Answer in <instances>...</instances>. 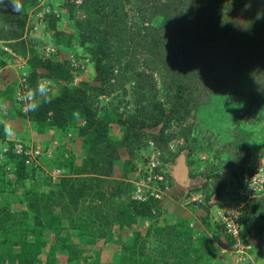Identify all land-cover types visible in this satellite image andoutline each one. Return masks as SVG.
<instances>
[{
	"label": "trees",
	"instance_id": "1",
	"mask_svg": "<svg viewBox=\"0 0 264 264\" xmlns=\"http://www.w3.org/2000/svg\"><path fill=\"white\" fill-rule=\"evenodd\" d=\"M52 1L62 5L69 13L75 8L82 13V17L74 18V28L76 30L74 36L77 39V47H80L79 56L70 54L69 56H61L60 59L53 55L48 57L51 54L47 58L42 57V53L40 55L37 48L38 44H34V40H30L27 35L28 32H26V29L24 30L28 11L39 4L38 0H21L23 10L19 13L9 11L8 9L0 10V22L8 27L6 28L5 35L0 33V41L18 55L25 56L28 54V82L31 87H35L37 81L42 78H48L59 84L58 93L54 95L51 103L42 104L36 112H26L28 120L42 125L48 124L60 129H66L76 119L83 121L80 127H76L78 128V133L86 137L80 139L87 143L88 149L79 159V164L72 159V155L67 156V158L61 156V159L57 160L56 168L54 169L62 171L64 175L57 179L60 191L58 195L52 196V199L58 197L67 203L65 207L66 214L68 209L76 210L77 205L82 200L90 197L92 200H96L97 207L90 220L82 223L71 222L70 229L78 231L85 228L87 231L92 232L95 229L94 226L98 228L99 225L102 229L113 226L119 232L124 231L126 238L131 233L133 237L123 244L122 252L124 251V253L121 255V264H159L158 261L162 259L159 257H161L162 253L171 248L172 250L169 252L171 264H201L203 258L205 261H208L206 259H209V256L206 251L204 253L207 256L198 249L194 250L191 246L184 243H179L178 245L176 243H166L164 251L161 252V248L156 249L155 253L158 254L153 253L151 256L143 252L145 238L150 234L159 238L161 232L166 236L176 233V231H170L174 230L171 225L162 226L159 224L160 217L164 213L161 203L171 190L168 172L165 166L162 165L161 173L167 189H164L162 184H160L159 187L163 189L164 193L160 199L149 197L144 202L131 199L133 186L128 181H122L121 178L127 177L133 172L139 158L128 159L124 166V160L122 162V154L120 152V143L111 138L112 124L105 119V116L99 112L98 107L91 102V93H94L96 96L103 88L93 87L92 92L90 84L80 81L79 75H83L87 71V68L91 66V70L95 73L94 80L98 81L99 84L111 88L116 86L121 87L124 71L128 63L133 61L135 57L143 55L145 62L149 60L157 61L163 69L164 74L162 75H165L164 78L166 79L171 76L176 83V85H170L171 98L173 100L170 105V115L175 117L181 110V104L186 103V101L190 103V100L184 99H188L189 92L192 89H196L197 87L198 92L204 91L210 93L208 86L206 89L202 88V85L207 80V75L200 76L202 71L197 65L198 62L216 61L218 65L222 63V60L225 62L233 61L234 65L243 62L245 65L253 66L254 74L257 76L259 83L262 84L256 90L252 89V91L247 92L246 100L250 104L260 101L264 98V68L260 66V63H264L262 62L264 59V50L262 49L264 41L261 46L259 45L261 40L252 42V39L249 40V33L250 31L264 30V18H262L264 17V9H262V12L254 11L253 8L257 5V0H77L79 2L77 6L74 4L76 0H45L43 1L44 4L41 5L44 12L49 5L54 6ZM98 1H101L103 5L99 7ZM207 4H211L214 11L220 9L219 7H223L228 12L241 13L247 17L249 24L245 28V31L234 25L232 21L233 17H230L229 20L225 19L226 21L224 22L213 23V15L206 16L202 14L205 12L204 5ZM145 16L148 20L149 18L152 19V17L159 18L160 24L157 27H144L142 22ZM44 19L47 22V32L54 31L55 44H63L68 49L72 48L73 44L69 36H66L64 41L63 39L61 40L65 34L56 30V17L53 14L46 13ZM22 35L29 42L28 45L24 43ZM230 36H233V38ZM241 40L240 50L237 51V45ZM180 42L184 44L182 51L181 48L178 49L179 53L182 54L180 58V61L183 62L182 66L174 64L171 60H167L170 54L167 47L169 45L173 47L179 46ZM256 47H258V50H256ZM234 48L236 52L232 60L231 54L234 52ZM225 53L228 54V57L225 56ZM86 57H89L90 63L86 60ZM114 67H116V71ZM73 81H76V84L72 85ZM195 83L196 87H194ZM136 88L138 87L136 86ZM149 89L147 93L155 92L154 85ZM144 102L145 97L142 94L137 95L134 98V110L127 118L126 123H121L122 125H126L123 144L126 147L129 145L139 146L142 138L146 143L152 142L155 149L159 151L162 162V151H164L166 138H169V134L164 136L165 126H168V123L162 122L163 119L161 118L163 116H157V114L162 115L163 111L161 109L156 110L158 107L156 104L152 103L149 105ZM231 104L235 105L234 102H231ZM185 108L183 107V109ZM147 120L149 123L145 127L144 121ZM160 123L161 127L159 131H155L154 133H147L145 131L154 126V124L158 125ZM169 126L171 127L172 125L169 124ZM143 127H145V130L142 132L141 129ZM246 135V130L231 135L230 138L233 139L227 145V152H229L228 160H225L224 163V167L237 180V190L245 186L242 181L244 173L251 171L248 166L245 168V165L243 166L244 163L248 165L249 161V154L247 156L245 154V145H247L245 142ZM144 140L142 146H145ZM75 141H77L76 138L74 139ZM12 149L13 152L10 150L8 159L14 162V170L3 169L0 172L2 174H13L15 183L20 184V182H24L25 179H29L34 174L33 171L31 175H29L30 173H25V168L33 167L25 165V156L16 153L14 146ZM196 151L194 150V152ZM205 151H209V149ZM210 153L212 158L215 157L213 151ZM115 162L116 166L123 165L119 177L118 175L116 177V186H109L111 187L109 190L100 189V181L97 180L98 182H96L95 179L100 176H109ZM37 169H39V164L33 168L35 171ZM86 173L93 174L95 177L89 179L80 178L82 174ZM210 179L211 181L204 183L201 188L183 193V201L188 205V195L190 193H199V190H201L200 192L205 197L203 204L214 194L220 198L222 191L220 192L218 189L221 187L223 191H227L224 179L214 177V182H212V178ZM209 182L211 183L208 184ZM206 186L208 189H204ZM24 193V198L28 203L26 208L34 214L35 221L33 224L39 227L43 226L41 216L56 210L58 208L57 202L50 200L52 205L46 207L45 204L49 202L47 199L51 198H42L43 201L45 200L42 203L37 197L36 192L30 188L26 189ZM230 194H223L224 197H221L223 200H228L226 202L228 203L227 207L235 206L239 202L243 203L238 218L239 237L243 243L252 246L250 239L259 238L264 232V194L250 198L241 196L236 191H234V194ZM100 206L101 209H99ZM102 207L104 210L105 207H108L110 213L108 209V211H103ZM59 208L62 212L63 209L60 206ZM31 212L22 213L24 219ZM1 214L0 210V216ZM6 214H8L7 211H5ZM142 220L149 221V225L143 234L144 237L141 236L140 229L137 226L138 222ZM10 224H12L11 221H3L0 218V230ZM25 225H27L26 229ZM90 225L93 227H90ZM23 228V230L28 232L30 230V223L24 221ZM220 231L224 235L223 231ZM224 236L227 238L226 235ZM227 240L230 243L228 238ZM57 241L62 242L61 239ZM64 243H67L69 246V239H66ZM134 247H137L139 251L137 249V253L128 255V248ZM19 254L22 256V259L19 258V255H13L18 264H30L35 258L36 252L27 250ZM72 258L74 260L77 259L76 256H72ZM161 264H170V260H162Z\"/></svg>",
	"mask_w": 264,
	"mask_h": 264
},
{
	"label": "rangeland",
	"instance_id": "2",
	"mask_svg": "<svg viewBox=\"0 0 264 264\" xmlns=\"http://www.w3.org/2000/svg\"><path fill=\"white\" fill-rule=\"evenodd\" d=\"M39 4L35 5L33 8H31L28 11V16L26 19L25 28L27 25L29 29H31L32 32H28V38L30 40H34V44H38V51L40 52V55L42 53V57L48 56V54H51L50 56H56V58H60L61 56H69L70 54L78 55L80 54V47H77V39L75 33V26H74V18H80L82 17V13L77 8L73 9L71 13L67 12L65 8L60 5L56 4L52 1L54 6H48L45 12L41 8V5L44 4L43 1L45 0H38ZM211 1V0H209ZM206 1V2H209ZM234 1V0H229ZM79 2L77 0L74 2V4L77 6ZM262 4V5H261ZM102 2L98 1V6H102ZM258 5V6H257ZM257 5L253 8L255 12H262V9H264V0H257ZM205 6V12L202 13L206 16H212L214 17L213 23H220L226 21L225 19L229 20L230 17L232 18V21L234 25L237 28L244 29L249 24V20L247 17L242 15L241 13H232L228 12L227 9L223 7H219L220 9L214 11L213 6L211 4L204 5ZM37 9V10H36ZM9 11L11 10V7L8 8ZM13 12V11H12ZM48 13L50 15H54L57 19V29L60 33L65 34L62 36L61 40L66 38V36H69V39H71L72 48H66L63 44H55V34L53 32H47L46 25L47 22L44 19L45 14ZM144 27L149 26H155L157 27L160 24L159 18H153L149 20L145 18L142 22ZM6 25H3V23L0 22V33L5 35L6 31ZM28 29V30H29ZM231 35V34H230ZM233 38V36H230ZM22 39L25 44H29V42L26 40V38ZM252 39V42L259 41V45L261 46L264 41V30H255L250 31L249 33V40ZM230 40V38H229ZM36 41V42H35ZM1 42V41H0ZM11 42V41H8ZM7 42V43H8ZM223 42V41H222ZM226 42V41H225ZM227 43V42H226ZM242 43V40L237 45L238 50H240V44ZM222 44V43H220ZM236 45V43L234 42ZM26 45V46H27ZM234 45V47H235ZM77 48H76V47ZM184 44L180 42L179 46H171L169 45L167 47L168 52L170 51V54L167 57V60H171L174 64H178L179 66H182L183 62L180 61V58L182 57L181 53H179V50L181 48V51L183 50ZM10 49V48H8ZM48 49V51H46ZM262 49L264 50V46H262ZM11 50V49H10ZM173 50V52H172ZM256 50H258V47H256ZM11 54L6 53L7 55H4L3 59H0V65L5 66H13L15 68H21L25 67V63L27 64L28 60V54L25 56L18 55L12 50L10 51ZM236 49L234 48V52L232 55L235 57ZM4 54V53H3ZM67 54V55H66ZM234 55V56H233ZM225 56L228 57V54L225 53ZM47 58V57H46ZM55 58V59H56ZM90 63L89 57H86ZM264 58V57H263ZM59 59V60H60ZM62 61V60H61ZM124 61V60H123ZM121 61V62H123ZM227 61V60H226ZM233 61H223L220 65L214 62H198V66L200 67V70L202 73L200 76L207 75V80L205 81L204 85H202V88L206 89L208 86L210 89L209 92L200 91L198 92V89L196 87V83L194 87L196 89H192L189 92L188 99L184 100H190V103L186 101L184 104H181L180 108L181 110L173 117V115H170V105L173 102L171 95L172 92L170 91V85H176L175 81L171 76L169 78H164L165 75L163 73V69L161 68V65L157 61H146L143 55H139L135 57V59L128 63V66L126 70L124 71V76L122 77V86L121 87H107L106 85L99 84L98 81L94 80V74L93 70L91 74V81L87 82L91 86V91L93 90V87L103 88L101 92H98V94L95 96L94 93H91L92 96L91 102L95 106L98 107V110L101 114L105 116V119L110 121V124H112L113 128H116L115 132L111 133V138H113L115 141L119 142L120 144V152L122 154V162L125 166V163L128 159H133L136 157V159L144 158L145 154H149L150 148L147 145L146 141L142 138L139 146H125L123 144V135L126 133V125H122L121 123H126L128 120L127 118L131 115L132 111L135 108L134 98L142 94L145 97V102L149 105L156 104L158 107L156 110L161 109L163 111V114H157V116H163L161 119L162 122L164 121L165 124L168 123V126H165L164 130V136L169 134L170 141L173 143L172 150H176L177 147L182 146L183 149H186L188 152H192L194 150L196 151L195 156L199 155L200 157L203 155L201 153H208L206 155V159H201L198 157L200 162H203L204 164L208 162V160L211 158V153H215V160H214V167H217L215 170H217L216 173H219L217 175H210L212 177V182H214L215 178H222L225 181V187H227V191H223L221 187L218 189L222 193L220 196L224 197L225 195H231L230 193L234 194V191L237 190L236 184L237 180L236 178L229 176V171L227 168L224 167L225 160H228V154L227 152V145L230 141H232L233 138H230L231 135L236 134L240 131L246 130L247 135L245 136V142L247 145H245L246 149V156L248 155V164L253 166L254 164H259V156H261L262 151L264 150V98L260 101H256L254 103H248L246 100V94L247 92L252 91V89H255L262 84L259 83L257 76L254 74L255 71H253L252 65H245L243 62L240 64L234 65L232 63ZM264 62V59L262 60ZM172 63V64H173ZM211 65V66H210ZM250 66V67H249ZM260 66L264 68V63H260ZM258 67V65H257ZM124 68V67H123ZM161 68V69H160ZM5 69V68H4ZM116 67H114V70ZM160 69V70H159ZM255 69V68H254ZM28 70V68H27ZM89 71H85L84 74H86ZM116 71V70H115ZM17 77V75H16ZM81 77V74L79 75V78ZM198 78V77H197ZM78 81V80H77ZM19 75L16 81V90H15V98L17 97V93L20 90L19 85ZM154 85L155 92L147 93L149 88ZM136 86L138 88H136ZM234 87V88H233ZM233 90V91H232ZM93 92V91H92ZM188 92V91H187ZM17 105H20L18 103L17 99L15 100ZM231 102H234V104H231ZM183 103V102H181ZM183 107L185 109H183ZM155 111V110H154ZM167 118V119H165ZM166 120V121H165ZM145 127L148 125L149 121H144ZM83 123V121H81ZM169 124L172 126L170 127ZM145 127L141 129L143 132L145 130ZM161 127V123L158 125L151 126L147 130L148 132H155L159 131V128ZM246 134V133H245ZM116 135V136H115ZM76 142L70 141L71 144H73V148L76 150L69 151L66 154L72 155V159L76 161V158L79 159L81 156L87 151L88 145L84 141H82L80 138H76ZM144 140V145L142 146ZM149 140V139H148ZM84 143H82V142ZM18 144L24 145L22 142H18ZM26 146V145H24ZM29 146V145H27ZM70 146V145H69ZM31 147H37L40 154H43V150L38 145H31ZM211 147V148H210ZM209 151L212 149V151ZM151 153V152H150ZM244 153V152H243ZM62 154V151H61ZM167 154V153H166ZM165 154V157L168 155ZM244 154V155H245ZM47 156V155H46ZM214 158V157H213ZM61 163V162H60ZM64 164V162H62ZM116 163V162H115ZM164 164V162L162 161ZM247 163H244V168L247 166ZM120 166V169H122V166ZM49 166L45 165V169L48 173L45 174L48 181H34V183L37 184L39 187V191H36L37 197L40 199V202H42V198L49 197L51 199H47L49 202L56 201L57 205L62 206V200L58 197L55 199H52V196L58 195L59 185L57 183V179L64 175L62 171H60L56 175L51 174V172L54 170V168H51L49 170ZM241 167V166H240ZM249 167V166H248ZM243 168V169H244ZM251 168V167H249ZM30 169V168H29ZM41 169V167H40ZM41 172V170H40ZM46 173V172H45ZM44 174V173H43ZM226 174V175H225ZM54 176V177H52ZM88 176V177H87ZM92 176V177H91ZM110 176V175H109ZM108 176V177H109ZM95 176L93 174H82L80 178H94ZM103 177V176H101ZM106 177L105 179L96 178V182L100 181V189L107 188L106 190H109L111 187L110 183L113 184L112 179ZM52 179V180H51ZM55 180V181H53ZM98 180V181H97ZM52 181L55 185L52 186ZM126 181L130 182L129 179ZM125 181V182H126ZM46 182V183H45ZM45 183V185L43 184ZM209 182L208 184H210ZM229 189H228V185ZM52 186V187H51ZM208 186V185H207ZM205 187L204 189H208V187ZM18 188H23L24 192L28 188L27 186H21L19 185ZM42 190V191H41ZM35 192V191H34ZM195 194V193H193ZM194 197H197V195H193ZM198 200L204 199V194L200 193L198 194ZM188 198L191 199V195H188ZM193 198V197H192ZM195 200V201H198ZM45 202V200L43 201ZM42 202V203H43ZM43 205V204H42ZM50 205L52 203L50 202ZM48 205H46L47 207ZM67 204L65 205V207ZM97 207L96 200H92L91 197L87 198L86 200H82L77 207L76 210H69L70 212H67L66 215H70V217H74L70 222L66 223H58V228L55 231V235H60L62 230H67V228L70 227L69 224L71 222H77L82 223L86 222L87 220H90V217L93 216L94 210ZM65 209V208H64ZM101 209V206L99 207ZM109 208L105 207V210L108 211ZM103 211L104 208H102ZM65 212V210H64ZM110 213V210L108 211ZM63 213V212H61ZM89 218V219H87ZM27 220L29 223H31V220L27 217ZM90 227H93L90 225ZM95 227V226H94ZM63 228V229H62ZM62 229V230H61ZM70 229V228H69ZM65 230V231H66ZM74 233V237L77 239H80L82 234L85 232L86 236L88 235L87 230L84 228L83 230H72ZM92 230V229H91ZM69 231V230H68ZM93 231V230H92ZM119 231H116L118 233ZM120 237L125 235V232H119ZM72 237V235H71ZM70 238V237H69ZM71 241V239H69ZM127 241V240H126Z\"/></svg>",
	"mask_w": 264,
	"mask_h": 264
},
{
	"label": "crops",
	"instance_id": "3",
	"mask_svg": "<svg viewBox=\"0 0 264 264\" xmlns=\"http://www.w3.org/2000/svg\"><path fill=\"white\" fill-rule=\"evenodd\" d=\"M4 55H7L6 52L0 48V59H3ZM24 66L15 68L10 65L5 67L0 65V171L3 169L14 170V162L9 161L8 155L10 150L13 152L12 148L18 142H22L26 146L38 145L43 150V154L40 155L38 160L39 169L35 171L30 167V169L25 168V173H30L29 175H31L33 171L34 174L29 179H25L24 182H20V184L15 183L13 174H2L0 172V210L3 214H1L0 218L3 221H11L12 223L0 230V264H18L13 255H19V258L22 259L19 253L27 250L36 252L35 258L30 264H121V255L124 253V251L122 252L123 244L126 240L133 237L130 232L127 238L126 235L120 237L119 232L116 233L118 230L115 227L102 229L98 225V228L95 226L92 232L87 231V236L84 232L82 234L83 237L80 239L73 236L74 231L72 232L69 229L70 227L67 230L65 229L66 231L62 230V228L60 235H55L58 223H68L74 219V217L65 214L64 208L67 203L64 200L62 201L63 213H61L58 206L53 212L48 211L51 213H45L41 216L43 226L39 227L33 224L35 221L34 214L27 210L28 203L24 198L25 193L23 188H18L19 185L27 186V189L30 188L35 192L39 191V187L34 181H48L45 175L48 172L44 171L45 165L49 166V170L56 168V162L61 159V156L67 158L69 154L66 153L76 150L70 141L74 142L75 138L86 137L78 133L77 127L81 126V119H76L66 129L52 127L48 124L42 125L28 120L26 117L27 111L23 110L22 106L17 105L15 101L18 75L23 71L28 72L27 64L25 63ZM88 69L89 71L86 74L81 75L80 81H91L92 72L89 67ZM40 80L50 79L42 78L38 81ZM74 84H76V81L72 82V85ZM58 85L57 82H54L53 96L58 93ZM6 126L12 130L10 135L5 134ZM115 130L116 128H111V133L115 132ZM166 139L164 151H162L163 165L169 175L171 190L161 203L164 213L160 217L159 224L162 226L171 225L174 230L170 231H176V233L166 236L161 232L159 238L150 234L145 238L143 252L151 256L153 253L158 254L155 253L156 249L161 248V252L164 251L166 243H176L177 245L184 243L191 246L194 250L198 249L202 253L204 251L207 252L209 259L205 261L203 258L201 264H234L228 249V240L221 233L219 224L220 212L227 207L228 203L226 202L228 200H223L221 196L219 198L214 194L207 202L205 201V204H203L205 197L202 201H190L189 199L187 202L190 205L183 201V193L201 188L204 183L211 181L210 178L212 177L209 175L219 174L215 170L217 167H214L215 157H211L209 162L204 164L199 161V155L195 156L196 152L194 151L188 152L182 146L172 150L173 143L170 138ZM49 154V157L46 156ZM165 154L168 155V158L167 156L165 157ZM76 162L78 163V158H76ZM120 172V166H116V163H114L110 176H107L113 181L110 186H116V177L117 175L119 177ZM133 175V172H131L130 175H126L127 177H122L121 180L126 181L132 178ZM229 176L232 177V174L229 173ZM98 178L105 179L106 177L100 176ZM53 181L52 186L55 185ZM45 183L43 184L45 185ZM106 189L102 187V190ZM200 191L195 194L190 193L191 199L194 197L193 195L198 197V194L201 193ZM45 205L51 206L49 202ZM5 211L8 214L5 215ZM24 212L31 213H28L24 219L22 215ZM9 213L13 214L10 215ZM27 217L31 220L28 232L23 230L24 221L28 222ZM148 225L149 221L146 220L138 222L137 226L142 237H144L143 234ZM26 227L27 225H25V229ZM58 239H61L62 242L57 241ZM66 239H71V241L69 240V246L64 243ZM36 243L38 247H36ZM250 243L252 245L251 249L240 264H264V232L261 237L250 239ZM137 249V247L128 248V255L137 253L139 251ZM171 250L172 248L162 253L161 257H159L162 258L158 261L159 264L162 263V260H170L171 264V258H169ZM204 254L207 256L206 253ZM72 256H76L77 259L74 260ZM155 257L157 256L155 255Z\"/></svg>",
	"mask_w": 264,
	"mask_h": 264
},
{
	"label": "built area",
	"instance_id": "4",
	"mask_svg": "<svg viewBox=\"0 0 264 264\" xmlns=\"http://www.w3.org/2000/svg\"><path fill=\"white\" fill-rule=\"evenodd\" d=\"M26 31L32 32L31 29L28 30V27L26 28ZM2 49L11 53L6 47H2ZM46 51H48V49H46ZM26 73V71H23L19 75L20 90L16 95L17 97L27 91L28 87H31L28 82V75L25 76ZM17 101L21 104L23 110H25L24 105L18 99ZM147 145L149 146L151 153L149 152V154H145L144 158L142 157L137 161V164L133 169L134 175L129 179L133 186L131 199L138 202H144L149 197L160 199L161 195H164L162 191L163 189L159 187L160 184H162L164 189H167L164 185V178L161 173L162 162L160 160V153L155 149L152 142H148ZM14 151L25 156V165L33 168L38 166V160L41 154L37 147L24 146L16 143ZM47 156L49 157L50 154ZM203 158L204 157H202V159ZM259 160V164H254L253 166L249 164L247 165L251 167V171L244 173L242 181L245 186L237 191L239 195L250 198L264 194V150L262 151L261 156H259ZM59 172L58 169H54L51 174H54L56 175L55 177H57ZM198 197H193L192 200H198ZM242 205L243 203L239 202L235 206L226 207L219 215V224L222 227L223 233L230 240L228 249L230 250L234 264H240L243 262L248 251L251 249L250 244L243 243L239 237L238 218Z\"/></svg>",
	"mask_w": 264,
	"mask_h": 264
},
{
	"label": "clouds",
	"instance_id": "5",
	"mask_svg": "<svg viewBox=\"0 0 264 264\" xmlns=\"http://www.w3.org/2000/svg\"><path fill=\"white\" fill-rule=\"evenodd\" d=\"M9 7H11V10L16 13H19L23 10V4L21 0H0V10H7ZM0 45H1L0 47L1 49L2 47H6L2 42H0ZM6 48L8 49V47ZM9 51L11 50L9 49ZM5 52L9 53L7 51ZM27 73L25 74V76L28 75ZM53 88H54V82L52 80H40L37 81L35 87H28L27 91L18 95L17 99L24 105L25 110L27 112H36L41 107L42 104L52 102V100L54 99V96L52 95ZM11 133H12L11 128L6 126L5 134L10 135ZM202 157H204L203 159H206L205 154H203L200 158L202 159Z\"/></svg>",
	"mask_w": 264,
	"mask_h": 264
}]
</instances>
